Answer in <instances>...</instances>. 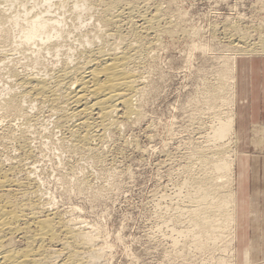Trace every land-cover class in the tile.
Here are the masks:
<instances>
[{
	"label": "bare ground",
	"instance_id": "bare-ground-1",
	"mask_svg": "<svg viewBox=\"0 0 264 264\" xmlns=\"http://www.w3.org/2000/svg\"><path fill=\"white\" fill-rule=\"evenodd\" d=\"M150 1L0 0V51L16 50L25 59L21 67L33 66L22 72L11 65L8 73L15 86L0 94V141H16L21 154L17 161L0 157V264H93L103 253L96 246L99 234L53 207L54 198L45 195L33 168L24 163L32 154L28 133L41 122L32 110L47 108L56 115L54 123L63 131L62 150L90 153L94 162L102 163V146L110 134L143 116L150 91L144 73L152 60L151 47L165 32L180 29L179 21L171 22L163 7L152 10ZM86 15L95 23H88ZM262 27L253 26L252 32L259 29L261 35ZM230 28L242 31L240 25L226 23L224 30ZM192 33H199L198 28ZM247 38L243 32L229 40L235 51L227 54L215 81L203 88L201 113L195 117L200 125L208 122L209 131L186 152L182 166L184 193L177 218L187 225L199 250L230 230L235 252L236 162L244 152L239 147L230 151L223 140L238 134V57H264V35L259 42ZM226 104L231 108L225 110ZM86 184L82 178L78 189ZM217 264L227 263L223 258Z\"/></svg>",
	"mask_w": 264,
	"mask_h": 264
},
{
	"label": "rangeland",
	"instance_id": "rangeland-1",
	"mask_svg": "<svg viewBox=\"0 0 264 264\" xmlns=\"http://www.w3.org/2000/svg\"><path fill=\"white\" fill-rule=\"evenodd\" d=\"M155 5L167 10L171 22L179 21L180 29L165 32L151 47L153 64L150 62L144 73L151 92L143 104V116L110 134L102 146L104 164L94 162L90 153L62 150L59 140L63 131L54 123L56 115L38 107L32 111L41 122L28 133L32 154L24 163L33 168L45 195L54 198L53 207L99 234L96 246L104 251L93 264H217L223 258L227 264H264V81L249 87L244 108L239 97V62L263 59L256 62V68L264 80L263 56L238 57V134L223 140L230 151L239 147L244 152L237 155L236 162L235 252L230 230L205 249L195 248L192 233L176 211L184 193L180 182L185 154L209 131V123L200 125L201 120L195 117L201 113L203 88L215 81L227 54L235 51L230 39L246 32L247 40L260 41L264 0H151L152 10ZM85 17L88 23H95V18ZM229 21L240 25L242 31H225ZM259 25H263L261 35L259 29L252 32L253 26ZM196 27L199 33L193 34ZM20 54L0 51V94L15 86L8 73L11 65L24 72L33 67L27 63L21 67L25 59ZM253 93H258L259 99L252 98ZM199 99L200 107L196 105ZM228 107L231 105H224L225 110ZM0 143L1 158H21L16 141L5 138ZM82 178L87 184L80 190L77 182Z\"/></svg>",
	"mask_w": 264,
	"mask_h": 264
},
{
	"label": "crops",
	"instance_id": "crops-1",
	"mask_svg": "<svg viewBox=\"0 0 264 264\" xmlns=\"http://www.w3.org/2000/svg\"><path fill=\"white\" fill-rule=\"evenodd\" d=\"M259 60H263V59L254 57L249 60H243L241 62L238 61L239 62V97H240V104L242 105L243 108L248 103L247 100H249L248 99L249 87L252 86L254 88L256 84H263L264 80L259 76V72H258L259 68H256V62L257 61L259 62ZM238 62H237V66H238ZM263 68H264V63H262V70H264ZM262 70L261 73L264 72ZM237 87H238V76H237ZM250 93L252 94V91ZM252 98L259 99L258 93L257 94L253 93ZM236 104H237V98H236ZM245 113L246 112L244 110L242 112L243 118L245 117Z\"/></svg>",
	"mask_w": 264,
	"mask_h": 264
}]
</instances>
